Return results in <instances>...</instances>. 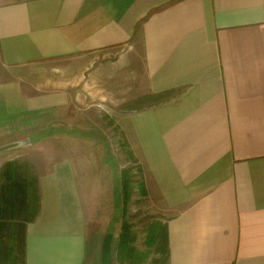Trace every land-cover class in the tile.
<instances>
[{
    "label": "crops",
    "instance_id": "1",
    "mask_svg": "<svg viewBox=\"0 0 264 264\" xmlns=\"http://www.w3.org/2000/svg\"><path fill=\"white\" fill-rule=\"evenodd\" d=\"M109 110L168 264H264V0H0V146ZM79 167L38 177L25 264H85Z\"/></svg>",
    "mask_w": 264,
    "mask_h": 264
},
{
    "label": "rangeland",
    "instance_id": "2",
    "mask_svg": "<svg viewBox=\"0 0 264 264\" xmlns=\"http://www.w3.org/2000/svg\"><path fill=\"white\" fill-rule=\"evenodd\" d=\"M156 101L160 100H148V104ZM115 116V112L109 110L91 120L93 124L73 121L72 125L47 129L43 138H33L34 142H46L38 146L40 149L25 147L5 152L0 155V168L8 161H18L34 181L47 173L50 165L58 160L71 159L84 163L85 168L79 167L76 173L88 214L85 264H120L117 241L122 222L131 228L134 247L141 253H149L140 264H153L155 259L160 258L157 248L159 245L163 247V236L158 234V240H153L151 236L165 226L166 217L142 193L140 169L129 155L122 134L114 126ZM122 170L128 172L131 189L123 219L122 210L117 211Z\"/></svg>",
    "mask_w": 264,
    "mask_h": 264
},
{
    "label": "trees",
    "instance_id": "3",
    "mask_svg": "<svg viewBox=\"0 0 264 264\" xmlns=\"http://www.w3.org/2000/svg\"><path fill=\"white\" fill-rule=\"evenodd\" d=\"M127 173V170H122L120 176L121 197L117 211L122 210V219L131 194ZM39 205L37 179L33 181L18 161L4 163L0 168V264H25L26 228L37 217ZM121 226L117 241L119 263H142L149 253H141L134 247L135 239L126 222H122ZM158 234L163 236V247L158 246L160 258L155 259L153 264H168L166 225L151 238L158 240Z\"/></svg>",
    "mask_w": 264,
    "mask_h": 264
},
{
    "label": "water",
    "instance_id": "4",
    "mask_svg": "<svg viewBox=\"0 0 264 264\" xmlns=\"http://www.w3.org/2000/svg\"><path fill=\"white\" fill-rule=\"evenodd\" d=\"M30 145H31V141L29 138H22L19 140H15V141H12V142H9L7 144L0 146V155L5 152L22 149Z\"/></svg>",
    "mask_w": 264,
    "mask_h": 264
}]
</instances>
